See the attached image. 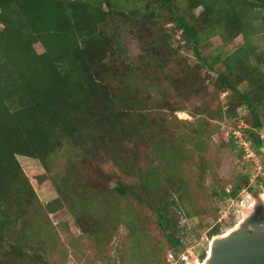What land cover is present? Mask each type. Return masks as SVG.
Masks as SVG:
<instances>
[{"label": "trees", "instance_id": "trees-1", "mask_svg": "<svg viewBox=\"0 0 264 264\" xmlns=\"http://www.w3.org/2000/svg\"><path fill=\"white\" fill-rule=\"evenodd\" d=\"M124 32L136 68L120 55ZM241 109L264 170V0H0V264H171L190 235L182 218L211 215L207 199H235L251 179L213 169L214 134L243 159L231 121L215 123ZM19 156L42 163L53 201ZM64 208L78 237L51 221Z\"/></svg>", "mask_w": 264, "mask_h": 264}, {"label": "rangeland", "instance_id": "rangeland-1", "mask_svg": "<svg viewBox=\"0 0 264 264\" xmlns=\"http://www.w3.org/2000/svg\"><path fill=\"white\" fill-rule=\"evenodd\" d=\"M200 11L201 9H198L196 11V14H198ZM121 39L123 48L120 55L128 64H131L132 66H134V68H136V62L138 60L139 55L137 44L134 41L130 40L125 32L122 33ZM180 41V36H177L174 41V45L176 46L183 42ZM241 43L242 37L240 36L234 41L233 44L230 45V50L235 49ZM220 44L221 41L219 37H212L206 42L205 51L207 53L215 54ZM36 50L39 53H42L44 51L43 47L40 45L36 46ZM187 55L189 57L192 56L191 53H188ZM131 84L134 85V87L146 88L148 82L143 81L138 75V73L134 72V75L131 79ZM221 99L222 103H224L225 95H222ZM176 115L178 119L189 120L191 122H194L195 125L199 124L198 121L201 119H193L190 115H188V113L183 112L177 113ZM169 119L171 120L172 118L169 117ZM226 121H232V119L214 122L216 123V125H219L221 127V125L224 124V122ZM170 123L173 124V121ZM220 138V136H216L214 134L211 139L213 142V147H216V145H218L221 146L222 149L219 154V162L217 161L213 168L217 174V177L219 179L232 181L235 175L244 172L248 173V177H251V179H249L244 184V188L240 191V194L235 199H220V197H217L212 201L207 199L205 203L209 206V210H211V215L193 218H182V227H185L186 230L190 233V235H188L187 239L185 240V242H187V247L180 256L185 257L186 259L182 260L181 258H178L177 260H172L171 264H203V262L208 256L212 239L214 237L223 235L227 231H230L231 229H234L236 226L243 223L251 215L253 205L256 203L258 204L260 202L258 200V194L262 192L260 187V180L259 182H257L258 179L256 178L258 177V172L252 169L250 171L249 168H251L252 163L247 159H241L238 156V153L235 150H232L228 146V144L222 143ZM18 161L23 171L29 178L31 184L33 185L41 202L45 205L53 201L57 197V194L51 180L48 178L46 179V176L48 174L42 163L34 159L20 156L18 157ZM39 180H41V182ZM214 183H216V181L212 178H209L207 179L205 186L210 189V187ZM115 185V182L111 184V186ZM227 188L231 189V185H228ZM251 190L253 192H251ZM251 196L252 198H250ZM216 207L221 208L219 212V218L215 221L213 220V213ZM124 212L127 211L124 210ZM50 217L55 229L63 236L67 235L78 237L80 235V230L77 227L74 221V217L69 209L64 208L59 212L50 215ZM200 218H202L203 220H201ZM216 225H220L219 233L216 236L210 237L208 232L212 229V227H215ZM123 232L125 231L123 230ZM202 259H204V261H202ZM68 264H75V262L72 258H70L68 259Z\"/></svg>", "mask_w": 264, "mask_h": 264}, {"label": "water", "instance_id": "water-1", "mask_svg": "<svg viewBox=\"0 0 264 264\" xmlns=\"http://www.w3.org/2000/svg\"><path fill=\"white\" fill-rule=\"evenodd\" d=\"M204 264H264V224L214 237Z\"/></svg>", "mask_w": 264, "mask_h": 264}, {"label": "built area", "instance_id": "built-area-1", "mask_svg": "<svg viewBox=\"0 0 264 264\" xmlns=\"http://www.w3.org/2000/svg\"><path fill=\"white\" fill-rule=\"evenodd\" d=\"M243 111L244 110L241 109L240 113L230 123L224 125V134L227 138H232L235 141L237 148L243 151V159L250 161L254 167V170L258 172L257 176L262 177L263 182L260 184V187L262 192L261 195L264 196V170L259 157L252 148L251 141L245 134L246 130H248L250 127L245 121ZM254 131L259 142L264 143V125L258 129H255ZM180 258L182 260L186 259L185 257Z\"/></svg>", "mask_w": 264, "mask_h": 264}, {"label": "flooded vegetation", "instance_id": "flooded-vegetation-1", "mask_svg": "<svg viewBox=\"0 0 264 264\" xmlns=\"http://www.w3.org/2000/svg\"><path fill=\"white\" fill-rule=\"evenodd\" d=\"M251 192L253 191L251 190ZM250 198H252V196ZM258 200L260 202L253 205L251 215L241 223L239 227L247 228L253 223L264 224V196H262L261 193L258 194ZM202 261H204V259H202Z\"/></svg>", "mask_w": 264, "mask_h": 264}, {"label": "bare ground", "instance_id": "bare-ground-1", "mask_svg": "<svg viewBox=\"0 0 264 264\" xmlns=\"http://www.w3.org/2000/svg\"><path fill=\"white\" fill-rule=\"evenodd\" d=\"M239 226H240V225L236 226L234 229H231L230 231H227V232H226V233H224L223 235H227L229 232H231V231H233V230L237 229ZM203 264H204V263H203Z\"/></svg>", "mask_w": 264, "mask_h": 264}]
</instances>
